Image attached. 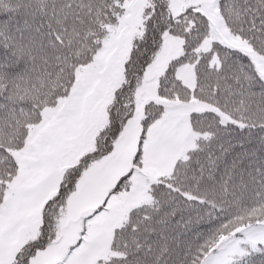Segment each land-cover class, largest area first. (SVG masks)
<instances>
[{
    "label": "snow or ice",
    "instance_id": "6c2138e0",
    "mask_svg": "<svg viewBox=\"0 0 264 264\" xmlns=\"http://www.w3.org/2000/svg\"><path fill=\"white\" fill-rule=\"evenodd\" d=\"M0 264H264V0H0Z\"/></svg>",
    "mask_w": 264,
    "mask_h": 264
}]
</instances>
